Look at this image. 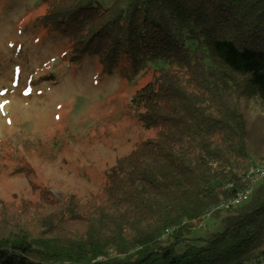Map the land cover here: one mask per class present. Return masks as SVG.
Wrapping results in <instances>:
<instances>
[{
	"label": "trees",
	"instance_id": "1",
	"mask_svg": "<svg viewBox=\"0 0 264 264\" xmlns=\"http://www.w3.org/2000/svg\"><path fill=\"white\" fill-rule=\"evenodd\" d=\"M100 1L42 0L41 24L69 41L72 62L153 70L132 103L155 137L85 201L43 190L35 202H0V264L258 263L264 180L245 204L206 215L263 155L248 102L264 104V0Z\"/></svg>",
	"mask_w": 264,
	"mask_h": 264
},
{
	"label": "rangeland",
	"instance_id": "2",
	"mask_svg": "<svg viewBox=\"0 0 264 264\" xmlns=\"http://www.w3.org/2000/svg\"><path fill=\"white\" fill-rule=\"evenodd\" d=\"M46 12L42 0H0V202H35L43 190L85 201L119 158L155 137L132 103L153 70L109 75L96 57L72 62L69 41L41 24ZM248 116L263 154L248 169H264V104L249 101Z\"/></svg>",
	"mask_w": 264,
	"mask_h": 264
},
{
	"label": "built area",
	"instance_id": "3",
	"mask_svg": "<svg viewBox=\"0 0 264 264\" xmlns=\"http://www.w3.org/2000/svg\"><path fill=\"white\" fill-rule=\"evenodd\" d=\"M264 180V169L258 167H250L243 176L242 182L244 187L238 189L235 194L214 206L206 215L209 218L212 214L217 212H225L231 209H236L245 204L254 194L255 187ZM228 188H233L230 184ZM256 264H264V257Z\"/></svg>",
	"mask_w": 264,
	"mask_h": 264
}]
</instances>
